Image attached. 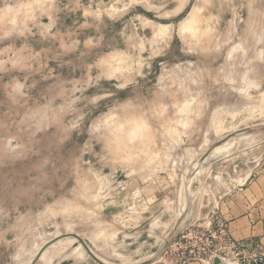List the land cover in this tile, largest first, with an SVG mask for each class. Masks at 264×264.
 Returning a JSON list of instances; mask_svg holds the SVG:
<instances>
[{
  "label": "rangeland",
  "instance_id": "374dc122",
  "mask_svg": "<svg viewBox=\"0 0 264 264\" xmlns=\"http://www.w3.org/2000/svg\"><path fill=\"white\" fill-rule=\"evenodd\" d=\"M0 8V264H180L264 177V0Z\"/></svg>",
  "mask_w": 264,
  "mask_h": 264
},
{
  "label": "crops",
  "instance_id": "0c3cea01",
  "mask_svg": "<svg viewBox=\"0 0 264 264\" xmlns=\"http://www.w3.org/2000/svg\"><path fill=\"white\" fill-rule=\"evenodd\" d=\"M26 1L0 0V6L18 5ZM222 207L226 211L222 221L227 224L232 237L252 249L264 251V177H257L249 186L231 191L228 201H223ZM229 260L232 259L227 258V262L222 261L221 264H242L240 261L233 260L234 263ZM190 264H213V260L204 258Z\"/></svg>",
  "mask_w": 264,
  "mask_h": 264
},
{
  "label": "built area",
  "instance_id": "2783aa9c",
  "mask_svg": "<svg viewBox=\"0 0 264 264\" xmlns=\"http://www.w3.org/2000/svg\"><path fill=\"white\" fill-rule=\"evenodd\" d=\"M198 225L186 227L173 243L180 264L206 257L213 260L217 256L242 264H264V251H257L234 239L225 222L221 221L214 227Z\"/></svg>",
  "mask_w": 264,
  "mask_h": 264
},
{
  "label": "water",
  "instance_id": "95a60500",
  "mask_svg": "<svg viewBox=\"0 0 264 264\" xmlns=\"http://www.w3.org/2000/svg\"><path fill=\"white\" fill-rule=\"evenodd\" d=\"M264 130V129H263ZM189 222V220H187V222L185 223V224H187ZM184 225H182V226H180L179 227V221H178V223L176 224V226H175V228H174V231H172V233H171V235H170V237H169V239L165 242V244L163 245V248L174 238V236L177 234V232H179L181 229H182V227H183ZM75 237H77L81 242H82V244L85 246V248L88 250V252H89V254L93 257V258H95L98 262H100L101 264H104L100 259H99V257L90 249V247L88 246V244H87V242L82 238V237H80V236H78V235H75ZM46 246H48V245H46ZM162 248V249H163ZM45 249V247L43 248V250ZM43 250L40 252V254H39V256L41 255V253L43 252ZM138 264H143V263H138ZM213 264H221V258L220 257H215L214 259H213Z\"/></svg>",
  "mask_w": 264,
  "mask_h": 264
},
{
  "label": "bare ground",
  "instance_id": "6f19581e",
  "mask_svg": "<svg viewBox=\"0 0 264 264\" xmlns=\"http://www.w3.org/2000/svg\"><path fill=\"white\" fill-rule=\"evenodd\" d=\"M190 213V212H189ZM191 215V214H190ZM193 215V214H192ZM190 218V217H189ZM190 220V219H189ZM181 222V221H180ZM184 222V221H183ZM187 222V220L184 222V224H182V225H185V223ZM182 223V222H181ZM182 225H180V226H182ZM179 226V227H180ZM89 246V245H88ZM85 247V246H84ZM90 247V246H89ZM91 249V248H90ZM87 250V249H86ZM92 250V249H91ZM88 251V250H87ZM93 251V250H92ZM222 261H226L227 262V259H223V258H221V263H222ZM229 261H232V262H234L233 260H229ZM226 262H224V264H227Z\"/></svg>",
  "mask_w": 264,
  "mask_h": 264
}]
</instances>
